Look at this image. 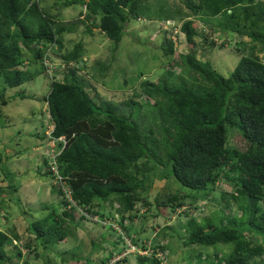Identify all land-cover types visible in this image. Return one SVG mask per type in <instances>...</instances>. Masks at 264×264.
<instances>
[{"label":"trees","instance_id":"obj_1","mask_svg":"<svg viewBox=\"0 0 264 264\" xmlns=\"http://www.w3.org/2000/svg\"><path fill=\"white\" fill-rule=\"evenodd\" d=\"M64 3L85 5V10L79 11L78 22L85 24L88 33L93 27L98 28L115 42L112 50H116L126 23L140 17L144 0H65ZM184 4L187 11L176 5L168 6L163 16H177L178 30L190 44L200 34L196 22L200 19L222 34L246 36L264 47V1L184 0ZM48 9L42 0H0V77L5 87H18L48 71L49 63L43 61L51 58V48L62 50L63 34L73 31L74 22L62 23ZM170 37L161 46L165 54L175 53ZM210 45L216 43L211 41ZM83 50V43L78 41L60 55L65 66L63 76L50 80V90L44 97L53 123L50 135L63 136L66 140L65 144L58 141L62 148L55 163L76 205L66 199L60 185L54 184L63 196L62 206L69 208L58 212L53 207L29 221L27 227L34 234L33 241L45 249L55 248L73 232L78 222L88 220L83 211L100 218L113 216L111 211L102 210L106 202L115 206L114 210L120 214L118 222L129 234L130 227L124 221L137 215L141 201L149 204L147 180L155 169L167 165L170 176L183 187L202 191V196L207 195L209 185L218 179L233 180L235 190L230 197L238 202L242 213L239 222L236 216L226 220L223 215L217 221L214 218L203 221L191 215L186 223L184 244H229L230 252L225 256L216 255L215 264H255V258L264 253V243L248 238L247 234L254 232L253 235L264 237V61L241 54L235 68L224 76L209 61L197 57L193 47L190 52L179 54L170 67H182V71H187L188 80L142 82L144 94L153 100V118L157 120V134H154L152 128L143 127L142 122L119 112L114 103H97L90 96L84 79L77 74L78 68L69 64L78 63ZM31 62L38 63V68L31 69ZM108 67L104 65L105 69ZM166 73L168 77L174 76L172 70ZM24 96L20 94L21 98ZM0 100L8 102L2 94ZM230 128L244 141L243 149L227 145ZM44 163L47 165L44 173L40 168L35 171L54 179L56 175L47 160ZM231 171L237 174L230 177ZM162 175L170 179L166 177L167 171ZM5 177L13 181L10 172L5 171ZM9 188L17 186L10 184ZM190 195L193 200L198 198L197 193L169 192L162 200L156 198V205L159 209L169 206L174 211ZM7 198L0 196V209H5L2 203ZM198 207L195 205V209ZM241 222L246 223L247 232ZM1 227L0 222V264H17L23 256L21 244L17 245L21 236L15 229ZM132 241L137 243L135 238ZM11 246L15 247V258L10 253ZM22 246L29 248L31 241ZM99 248L101 245L94 249ZM157 249L164 252L165 247L155 243L149 255L138 254L140 264H162L164 261L157 256ZM116 252L111 251L98 261L89 255L85 257L86 262L82 258L74 261L104 264ZM45 260L49 264V258ZM23 264L29 263L25 260ZM110 264H127V258Z\"/></svg>","mask_w":264,"mask_h":264},{"label":"rangeland","instance_id":"obj_2","mask_svg":"<svg viewBox=\"0 0 264 264\" xmlns=\"http://www.w3.org/2000/svg\"><path fill=\"white\" fill-rule=\"evenodd\" d=\"M44 1L42 0L44 8H49L48 11L56 19L62 23H75L73 31L63 34V49H51V58L45 60L50 69L18 87H5L0 77V94L3 99H8L7 103L0 100V152L4 151L0 157V186L3 187L0 196L8 197L2 203L6 206L5 209H0V222L2 229H15L21 236L17 245L21 244L23 256L17 264H23L25 260L29 264H47L46 258H49V264H79L80 261L74 260L82 258L86 262L85 257L89 255L93 261H98L111 251L118 252L104 264H110L123 257L127 258V264H140L137 255H149L155 243L165 247L164 252L160 249L156 251L157 256L164 261L162 264H215L216 255L220 257L228 254L230 245H186V223L191 215L203 221L204 218H214V221H217L223 215L226 220L236 216L237 221H241L242 213L237 206L238 202L230 197V194L234 193L235 182L222 177L210 184V191L206 196H202V191L196 192L183 187L170 176L167 165L155 169V173L147 180L146 200L149 204L144 205V201H141L137 215L124 221L130 227L129 234L121 228L118 222L120 214L114 210L115 206L106 202L103 203L102 210L114 213L113 216L103 217L109 220L107 224L100 223L103 218L99 215H92V219L78 222V225L72 228L73 232L55 248L45 249L35 239L34 242V234L27 227L29 221L38 219L53 207L57 208L58 212L69 208L62 206L63 196L53 187L59 183L50 175L43 177L35 171L40 168V172L44 173L47 170L44 163L46 158L50 159L55 154L57 156L62 148L58 146L57 140L54 144L49 141L53 123L44 97L50 90V80L61 79L63 76L65 66L60 55L72 48L75 42L81 41L84 46L83 55L78 63L69 64L78 68L77 74L84 79L90 96L97 103H114L119 112L142 122L143 127L152 128L154 134H157V120L154 121L153 118V100L144 94L143 81L178 83L180 80H188L187 71H182V67L170 66L172 61L176 62L179 54L190 52L192 47L197 57L209 61L224 76L229 75L235 68L241 54L255 56L264 61V47L246 36L222 34L200 19L196 20L200 34L194 38L192 45L186 40L184 33L179 32L180 20L177 16H163L168 6L176 5L187 11L184 0H144L140 17L132 18L126 23L124 35L117 43L116 50H112L114 41L96 27L88 33L85 24L78 22L79 11L85 10V5H65V0ZM169 36L174 42V54H165L161 47L164 39ZM211 41L216 45L211 46ZM220 43L224 44L223 47L219 46ZM104 65L109 67L105 69ZM38 66V63H30L31 69ZM167 70H172L174 76L168 77ZM20 94H24L25 98H21ZM227 145L238 149L245 147L239 134L231 128L228 129ZM6 155L10 157L7 158ZM5 171L12 174L13 181L6 179ZM166 171L169 175L166 177L170 179L162 175ZM235 174L237 173L229 172L230 177ZM10 184L16 185L17 188H9ZM174 191L197 193L198 198L193 200L191 195L184 198V205L174 211L169 206L159 209L156 198L162 200L167 193ZM9 197H12V200ZM195 205L199 206L198 209H195ZM76 214L78 217L79 213ZM242 225L247 232L246 223ZM253 233L247 234L248 238L254 241L263 240L264 243V237ZM133 238L137 243H133ZM29 240V248L22 246ZM138 244L146 246L147 249L143 250ZM99 245L101 248L95 250ZM14 249L15 247H10L13 258ZM255 264H264V253L255 258Z\"/></svg>","mask_w":264,"mask_h":264},{"label":"built area","instance_id":"obj_3","mask_svg":"<svg viewBox=\"0 0 264 264\" xmlns=\"http://www.w3.org/2000/svg\"><path fill=\"white\" fill-rule=\"evenodd\" d=\"M45 60H46V59H45ZM45 60H44L43 62H44L45 64H48V62H46ZM62 137H63V136L58 137V138L49 137V139H50L49 141H51L52 144H54V142H55L56 140H57V142H58V141H61L60 138H62ZM61 142H62L63 144L66 143V140H65L64 137L62 138V141H61ZM55 157H56V154H55V155H52L51 158L49 159V168L51 169V171L53 172V174L56 175V177L54 178V180H55V182H58V183H59L58 185L61 186L63 193H65V195H66V199H67L71 204H73V203H74V200L71 198L70 191L68 190L67 186L65 185L64 180H62L61 176L58 174L57 167H56V163H55ZM73 205H76V203L73 204ZM80 211L82 212L81 209H80ZM83 212H84V214L86 215V217H87L88 219H92V215H93V214L87 213L86 211H83ZM100 220L105 221V222H103V221L100 222V223H102V224H103V223L107 224V223L109 222V220L106 219V217L103 218V219H100ZM143 250H144V249H143Z\"/></svg>","mask_w":264,"mask_h":264},{"label":"clouds","instance_id":"obj_4","mask_svg":"<svg viewBox=\"0 0 264 264\" xmlns=\"http://www.w3.org/2000/svg\"><path fill=\"white\" fill-rule=\"evenodd\" d=\"M54 47H52L51 49H53ZM49 137H52L51 135ZM47 163H48V167H49V158H46Z\"/></svg>","mask_w":264,"mask_h":264}]
</instances>
